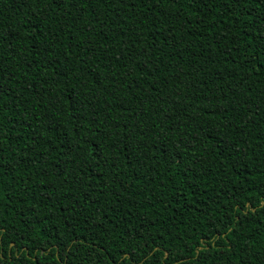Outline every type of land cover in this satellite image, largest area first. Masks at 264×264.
<instances>
[{
  "label": "trees",
  "instance_id": "obj_1",
  "mask_svg": "<svg viewBox=\"0 0 264 264\" xmlns=\"http://www.w3.org/2000/svg\"><path fill=\"white\" fill-rule=\"evenodd\" d=\"M0 156V264H264V0H0Z\"/></svg>",
  "mask_w": 264,
  "mask_h": 264
},
{
  "label": "snow or ice",
  "instance_id": "obj_2",
  "mask_svg": "<svg viewBox=\"0 0 264 264\" xmlns=\"http://www.w3.org/2000/svg\"><path fill=\"white\" fill-rule=\"evenodd\" d=\"M122 2H123V0H122ZM47 3L50 4V5H55V6L59 7L60 4L64 3V0H47ZM231 3L233 5L240 4L241 0H231ZM133 6H135V5L133 4ZM121 59H122V57H121ZM0 161H3V157L2 156H0ZM35 163H39V160H36ZM2 168H3V164L0 163V169H2ZM133 264H135L134 261H133Z\"/></svg>",
  "mask_w": 264,
  "mask_h": 264
}]
</instances>
